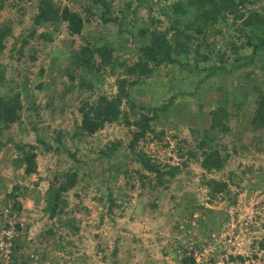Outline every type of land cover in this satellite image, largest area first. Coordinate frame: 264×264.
I'll list each match as a JSON object with an SVG mask.
<instances>
[{"label": "rangeland", "instance_id": "obj_1", "mask_svg": "<svg viewBox=\"0 0 264 264\" xmlns=\"http://www.w3.org/2000/svg\"><path fill=\"white\" fill-rule=\"evenodd\" d=\"M51 1L69 7L81 17L87 16L90 23L86 27L95 36L93 40L101 35L97 32L99 25L101 29L104 25L99 20L98 12L102 8L99 3L95 4L96 9L93 6L90 10L91 13L95 10L97 12L90 14L84 8L91 5L92 0ZM148 1L152 2L154 11L157 0ZM254 1L253 9L264 14V0ZM37 3L38 0H6L0 9V30L5 31V36L1 38L3 47L0 50V64L4 65L0 96L18 92L21 104L18 121L0 129V211L3 208L8 212L12 210L11 214L6 213L7 218L19 224L17 235H26L24 239L28 246H31L30 249L33 247V250L38 251L31 253L27 264H181L180 259L189 254L194 256L193 264H264V251L257 249V241L264 237L263 131H253L249 128L242 130L234 139L228 138L223 140L224 142L220 139V143L227 145L229 151L232 150L230 156L221 170L205 172L198 162L186 159L185 156L179 157L177 151L181 149L186 152L188 147H194L198 153L200 147L197 151L194 145L200 137L198 134L207 128L208 121L204 123L185 118V121L181 122L176 118L177 122L181 123L174 121L173 125L170 115L164 120L167 123L161 126L163 135L151 136L147 133L146 137L136 144V149H142L158 163L179 165L175 176L163 183V189H160V186L150 189L145 182L141 185L136 176L129 179L132 187L125 185V175L119 174L116 179H112L114 171L108 168L110 160L100 159L87 149L91 148V145L98 147L113 139H120L119 157L124 160V169H133L136 166L133 161L135 154L127 151L129 134L124 125L104 126L86 140L77 142L79 154H85L84 163L76 164L84 169V172L79 170L78 176H84L64 194L68 202L66 210L79 229L78 235L72 236L76 242L71 255L50 252L48 249L53 247L51 239L38 242L36 233L50 223L41 215L44 205L42 198L51 173L58 170L57 167L61 166L62 162L58 161L57 155L39 148L35 158L36 173L26 176L20 167L15 168L14 159L18 152L16 145L19 142L35 143V130L32 128L34 125L38 132L46 133L48 137L53 133V129L71 132L78 118L81 99L92 101L99 92L111 94L115 91V86L113 76L107 75L104 81L91 91L73 88L65 105L62 104L58 93L50 98L51 103H46L47 98L37 86L38 83L46 81L51 85L56 80L55 90L62 87L61 82H65L67 87L76 83V80H69L65 68L70 66L67 56L69 51L76 49L82 43V38L69 34L64 21L33 24ZM135 5L139 16H147L145 6L142 7L137 1L133 2V6ZM113 9L116 10L111 8ZM231 19L229 15L224 17L223 21L229 23ZM145 22L149 29L156 27L162 31L170 25L165 21L161 24L152 20ZM217 24L221 33L208 36L205 42L213 47V51L217 48L224 49L227 55L225 60L231 64L236 63L241 57V52L237 47L230 46L232 43L238 46L245 39L242 35L237 36L230 26L227 27L222 21L219 20ZM44 31L50 33L49 40L40 38L39 35ZM20 47L22 55L18 57ZM197 50L198 53H190L183 63V68L194 67L195 56L199 58V66L209 65V62L204 60L206 45H200ZM244 51L248 52L247 49ZM261 54L264 58V50ZM31 56H34V59H31ZM217 62L219 63L218 60ZM262 67V63L256 59L244 68L235 67L232 72L228 71L226 75H222L221 79L219 76L218 79L213 75L209 76L206 84L200 81L202 86L198 88L195 96L186 94L182 98V106L187 104L194 112L197 103L201 102L202 106H205L208 101L218 99L220 94L217 90L221 87L216 88L215 83L227 87L229 82H233L238 89L248 91L253 81L261 77L264 80L260 75ZM203 74L199 72L198 76L203 77ZM192 76L197 79V74ZM84 77L89 81L92 79L88 74ZM187 82L188 80H185L182 84L183 89L189 88L190 84ZM166 86L167 83L161 88L165 98L172 92ZM207 87L209 93L201 95ZM143 97L145 96L142 95L140 99ZM249 104L246 119L251 115L250 100ZM194 126L199 132H192ZM155 128L161 129L159 124H156ZM182 160L186 161L185 165L181 164ZM229 172L235 175L233 180L237 182L236 185L228 180ZM204 178L225 180L229 195L236 193L235 203L227 202L228 194L212 198L202 182ZM101 180L104 181V186H108L107 193L114 201L110 210L106 205V196H101ZM255 183H258V186L254 189L246 188L247 185ZM14 185L27 188L16 198L20 204L19 208H10L11 198H6ZM153 198L157 203L155 209L148 204ZM189 209H192L190 216L187 215ZM7 218H3L0 212V227L7 225ZM25 231H28L27 234ZM66 231V227L59 228V232ZM45 243L48 246L44 252L47 256L39 261L38 256L42 253L39 249L42 251ZM21 250L25 252L26 246L23 245L18 252ZM252 253H256L257 257L253 258ZM236 254L242 255L244 260L240 262L237 259H228L229 255ZM52 260L56 262L52 263Z\"/></svg>", "mask_w": 264, "mask_h": 264}, {"label": "trees", "instance_id": "obj_2", "mask_svg": "<svg viewBox=\"0 0 264 264\" xmlns=\"http://www.w3.org/2000/svg\"><path fill=\"white\" fill-rule=\"evenodd\" d=\"M5 1L0 0V9ZM134 1L142 7L145 6L147 16H139L137 5L133 6ZM92 2L84 10L93 14L97 11L91 13V8L99 3L102 7L98 12L99 20L101 24H104L102 29L99 25L97 32L101 35L96 33L99 35L96 40L92 39L95 36L86 27L90 23L87 16L81 17L69 7L53 3L51 0H38L37 12L33 15V24L44 25L64 21L68 33L81 37L82 43L76 49L69 51L67 55L70 59V66L65 68V72L69 80H76L75 84L67 87L65 82H61L62 87L58 90H55L56 80L51 85L43 81L37 86L46 96L48 101L46 103H51L50 98L58 93L64 105L68 101L69 93L72 94L73 88L80 91H91L92 88H97L107 75L113 76L115 91L111 94L99 92L92 101L81 99L78 118L71 132L53 129V133L48 137L46 133L38 132L34 125L32 128L35 130V143L19 142L16 145L18 152L14 159L15 168L20 167L26 176L36 173L35 158L39 148L44 152L57 155L58 161L62 162L61 166L57 167L58 170L51 173V179L47 183L42 198L44 205L41 208V215L50 223L36 233V239L38 242L51 239L53 247L48 249L50 252L57 251L68 255H71L72 248L75 247L76 241L72 236L78 235L79 229L73 218L69 217V211L66 210L68 202L64 194L82 179L81 176H84H78L79 170L84 172V169L81 168L82 166L77 167L76 164L84 163L85 154H79L77 142L86 140L104 126L124 125L129 134L126 144L127 151L135 154L133 161L136 166L133 169L123 168L124 160L119 157L120 139H113L98 147L91 145L87 151L95 153L100 159L110 160L108 168L114 171L111 175L112 179H116L119 174L125 175L127 177L125 185L132 187L129 179L136 176L141 185L145 182L150 189H155L157 186L163 189V183L175 176L179 165L158 163L146 155L142 149H136V144L144 139L147 133L151 136L163 135L164 131L161 126L167 123L164 120L169 115L172 116L170 120L173 125L174 121L179 124L184 122L185 118L204 123L208 121L207 128L198 134L200 137L194 145L197 151L200 147L198 153L194 147L193 149L188 147L186 152H182L181 149L177 151L179 157L185 156L186 159L198 162L205 172L221 170L230 156L232 150L229 151L227 145L220 143V139L222 141L228 138L229 140L234 139V136L242 130L249 128L253 131L262 130L264 134V80L262 77L253 81L248 91L245 89L246 93L243 89H238L233 82H229L227 87H222L215 83L214 79L216 88L221 87L217 90L220 94L218 99L208 101L205 106H202L201 102L197 103L195 113L187 104L182 106L184 103L182 98L186 94L195 96L198 88L202 86L201 82H208L209 76L213 75L217 79L219 76L221 79L220 77L226 75L228 71L232 72L235 67L244 68L253 60L257 59L262 63L260 75L264 77V58L261 56L264 50V14L253 9L254 0H157L154 11H152V2L148 0H92ZM111 8H116V10H111ZM229 15L232 19L226 23L223 19ZM149 20L158 24L165 21L170 25L163 31L156 27L149 29L145 22ZM219 20L227 27L230 26L237 36L242 35L245 39L238 46H234V43L230 46L237 47L241 52V57L235 61L236 63L231 64L225 60L227 55L224 49L217 48L213 51V47L205 42L208 36L221 33L217 24ZM4 32L0 30V50L3 47L1 38L5 36ZM39 36L43 40L51 38L47 31ZM203 44L207 47L204 60L209 62V65L199 66V58L195 56L193 57L194 67L183 68V63L190 53H198V47ZM245 49L248 52H245ZM18 53V57L22 55V47L18 49ZM30 58L34 59V56ZM3 71L4 65L0 64V81ZM199 72L204 73V80L203 77L198 76ZM86 74L91 75L90 81L84 77ZM196 74L197 79H194L192 75ZM185 80H188L187 83L190 84L187 90L182 88ZM166 83L168 84L166 87L172 92L165 98L161 88ZM204 93H209L208 87L201 95L204 96ZM142 95L145 97L140 99ZM200 98L202 99V96ZM249 100L252 109L251 115L246 119V112L250 106ZM20 107L18 92L9 96H0V129L18 121ZM49 113L52 112L49 111ZM176 118H179L181 122H177ZM156 124H159L161 129L157 130ZM192 132L199 131L194 126ZM181 164L185 165L186 161L182 160ZM227 177L231 184H237L233 180L235 175L232 172H229ZM202 182L212 198L228 194L227 202L235 203L236 193L229 195V187L225 180L204 178ZM103 183L104 181L101 180L100 186H103L101 196H106V205L110 210L114 201L107 193L108 186H104ZM257 184L247 185L246 188L254 189L258 186ZM26 189L17 185L10 189L6 195L7 200L11 198L10 208L20 207L16 198ZM154 198L148 204L155 209L157 203ZM191 213L192 209H189L187 215L190 216ZM15 227L18 229L19 224L15 223ZM64 227L67 231L59 232V228ZM27 232L25 231V234ZM25 237L24 234L18 235L11 240L12 264H27L29 254L37 251L33 250V247L30 249L31 246L25 242ZM23 245L26 246V251L18 252ZM45 247H48L46 243L41 248L42 251L39 249V252H42L38 256L39 261L47 256L44 253L47 250ZM257 249L264 251V237L257 241ZM252 257L256 258L257 254L252 253ZM228 259L231 261L237 259L242 262L244 257L236 254L229 255ZM55 262L54 260L52 263ZM180 263L193 264L194 256L189 254L180 259Z\"/></svg>", "mask_w": 264, "mask_h": 264}, {"label": "built area", "instance_id": "obj_3", "mask_svg": "<svg viewBox=\"0 0 264 264\" xmlns=\"http://www.w3.org/2000/svg\"><path fill=\"white\" fill-rule=\"evenodd\" d=\"M9 208V207H8ZM2 217L7 218L8 213L11 214L12 210L7 211V209L1 210ZM8 212V213H6ZM15 222L7 218V225L0 227V264H12L11 260V240L16 238L18 235V229L15 227ZM31 257V254H30Z\"/></svg>", "mask_w": 264, "mask_h": 264}]
</instances>
